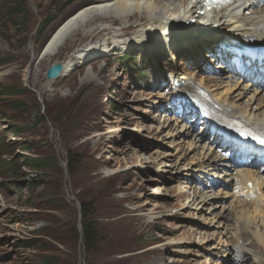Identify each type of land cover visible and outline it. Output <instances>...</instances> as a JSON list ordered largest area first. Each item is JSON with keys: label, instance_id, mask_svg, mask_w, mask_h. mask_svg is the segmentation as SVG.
I'll list each match as a JSON object with an SVG mask.
<instances>
[{"label": "rangeland", "instance_id": "374dc122", "mask_svg": "<svg viewBox=\"0 0 264 264\" xmlns=\"http://www.w3.org/2000/svg\"><path fill=\"white\" fill-rule=\"evenodd\" d=\"M95 1L0 0V264L93 262L83 244L82 201L93 205L96 264H226L219 246L226 240L234 248L241 243L234 233L246 209L231 196L233 190L210 187L212 180L220 182L222 169L211 170L209 181L196 174L204 170L198 162L205 151L189 143L204 136L208 147L214 137L200 123L195 95L221 93V102L239 84L248 86L242 102L253 95L261 99L264 69L237 57L222 40L174 41L179 55L173 60L165 48L109 51L121 23L111 21L113 31L90 32L106 22L102 19L67 38L56 55L42 58L57 27ZM133 20L122 27V42L151 26ZM94 41L108 54L48 83L52 64ZM221 50L229 51L231 69L217 59ZM177 129L195 130L185 138ZM221 147L213 145V151L222 153ZM40 157L57 162L43 170L28 162ZM195 185L201 195L217 196L216 208L200 211L191 202ZM222 210L229 219L218 215ZM256 222L264 233L262 220ZM260 247L254 250L262 254ZM231 257L232 250L228 261Z\"/></svg>", "mask_w": 264, "mask_h": 264}, {"label": "bare ground", "instance_id": "6f19581e", "mask_svg": "<svg viewBox=\"0 0 264 264\" xmlns=\"http://www.w3.org/2000/svg\"><path fill=\"white\" fill-rule=\"evenodd\" d=\"M203 2L204 0H96L94 3L76 11L57 27L43 49L42 58H51L56 55L67 38L79 31L86 32L89 29L90 22L102 19L106 20V22L100 23L101 25L98 24V26L96 24L97 28H94V25L91 26L89 31H100V29L113 31L116 25L111 26L113 23L110 22L119 20L121 23L119 32L117 31V33L113 34L111 31L113 42L106 47L109 51L119 50L121 52L124 49L142 50L150 48L151 52L162 53L165 48L167 54L173 60L179 55V50L172 45L174 41L182 44L189 42L191 39L208 42L222 40L227 42V47L233 48L243 57L244 52L241 49H245L246 54L252 57L257 56V58L264 59V0H234L224 6L212 7L211 9L204 6ZM161 4L164 8L159 7ZM262 6L263 8H260ZM97 15L98 17H96ZM131 19H136L132 23H140L142 27L146 25L145 23H149L151 26L148 25L145 29L139 30L138 33L133 34L135 39L128 38V41H123V43L122 39L125 35L121 33L122 27L127 26ZM194 19H197V21L194 22ZM216 26L220 28H216ZM213 29L217 32L212 31ZM109 36L111 35L109 34ZM242 40L243 42L251 41L253 43L241 44ZM234 41L237 43H234ZM91 42L81 46L75 55L62 62L65 68L60 77L68 75L73 66L108 54L106 50L99 47L98 43L95 41L94 43ZM222 53L224 58L220 57V59L227 63L228 69H231L233 66L227 56L229 51L222 50ZM193 60L197 62L196 64L199 68L205 66L204 64L201 66L198 59ZM56 63L60 62H55L54 64ZM88 73L90 74V72ZM225 78L228 82L229 76L227 75ZM177 80H179V77L175 76V81ZM181 80H184V77ZM52 81L48 80V83H52ZM217 86L218 84L213 87ZM238 86L239 84H235L229 87L225 93L228 94L229 91H233L231 96L227 95L220 99L221 102H217V98L220 97L221 93L217 96H212L215 98L214 100V98L208 96L207 98L203 94L196 92L195 97H199L197 100L202 101L203 106L211 114H213L212 111L217 112V116L212 123L210 118L203 113L205 115L204 125L206 126L210 122L209 126L213 129L216 128L215 125H219L220 134L222 133L221 131L232 129L254 135H264V97L258 99L253 95L249 101L242 102V99L246 96L244 90L248 86ZM258 92L259 90H256L255 93L257 94ZM242 105L245 107L243 110L240 107ZM164 114V116H167L166 113ZM191 131L177 129V132L185 138L186 136L187 138L191 136ZM197 139L198 144L192 141L193 143H189L190 146L201 147L205 153L202 154L198 162V165L204 170L197 169L196 172L198 173L196 174L209 181L208 175H210L211 170L222 169L219 176H217L220 179V182H217L218 186L233 190L234 194L232 193L231 196H234L238 204L243 203L246 209L241 210L240 215L237 216V229L234 233V235L237 234L235 238L241 243L238 242V245L234 248L229 246L228 240L224 241L223 246H219V248L223 247L220 252V258L226 259V264H230V262L243 264V262L246 263L252 260V264H264V253H257L254 250L256 246L261 248L260 245H264V233L258 228L256 222L259 217L264 226V206L262 204V199L264 198V172L259 171V168L252 165L235 169L236 164L231 157L228 156L229 158L227 159L221 153L213 151L214 140H218L217 136L212 139L213 143H210L208 147L203 145V142H205L204 136L197 137ZM229 161L230 163H228ZM223 162H226V164H223ZM197 188V185L193 188L191 202L197 203L200 211H206L205 207H207V210L216 208L212 200L217 198V196L213 194L201 195V191ZM240 197H243V199ZM223 209L225 210L226 208L224 207ZM222 212L223 210L218 215L221 214L222 218H224L225 215ZM225 217L229 219V216ZM219 226L221 229L228 227V220L225 224L220 222ZM231 250V261H228L227 257ZM216 252L218 253V250Z\"/></svg>", "mask_w": 264, "mask_h": 264}, {"label": "trees", "instance_id": "16d2710c", "mask_svg": "<svg viewBox=\"0 0 264 264\" xmlns=\"http://www.w3.org/2000/svg\"><path fill=\"white\" fill-rule=\"evenodd\" d=\"M19 7V6H18ZM5 95H8L5 93ZM31 163L32 167L37 168L39 170L47 169L52 167L56 162L57 158L56 157H49V158H36V159H31L28 161ZM82 230H83V244L85 247V251L88 255L90 256V260H93V262L90 261L89 264H96L94 261V258L92 255L97 256L98 255V250H97V245L99 243V236L97 233L96 226L94 222L91 220V215L93 213V205L91 202L87 203L85 201H82ZM50 259V258H48Z\"/></svg>", "mask_w": 264, "mask_h": 264}, {"label": "water", "instance_id": "95a60500", "mask_svg": "<svg viewBox=\"0 0 264 264\" xmlns=\"http://www.w3.org/2000/svg\"><path fill=\"white\" fill-rule=\"evenodd\" d=\"M64 68L65 67H64V65L61 62L52 65L51 67H49V69L46 72L47 79L48 80H55V79H57L63 73Z\"/></svg>", "mask_w": 264, "mask_h": 264}, {"label": "snow or ice", "instance_id": "6c2138e0", "mask_svg": "<svg viewBox=\"0 0 264 264\" xmlns=\"http://www.w3.org/2000/svg\"><path fill=\"white\" fill-rule=\"evenodd\" d=\"M262 143H264V141H262Z\"/></svg>", "mask_w": 264, "mask_h": 264}]
</instances>
